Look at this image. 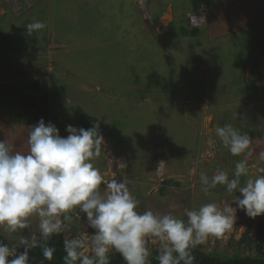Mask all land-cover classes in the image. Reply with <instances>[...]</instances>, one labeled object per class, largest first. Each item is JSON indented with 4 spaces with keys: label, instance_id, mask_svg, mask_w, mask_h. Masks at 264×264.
<instances>
[{
    "label": "rangeland",
    "instance_id": "rangeland-1",
    "mask_svg": "<svg viewBox=\"0 0 264 264\" xmlns=\"http://www.w3.org/2000/svg\"><path fill=\"white\" fill-rule=\"evenodd\" d=\"M9 1L0 0L7 10L5 16H0V109L3 111L0 116H14L19 121L22 119L24 97H34L36 94L31 84L43 77L45 72L47 78L57 72L52 62L62 63L59 68L64 71V87H72L74 81L84 78L89 80L88 89L91 86L96 88L95 85L101 83L103 74L115 82L122 79V75H125L126 79L127 75L129 88L119 82L116 89L129 96L120 97L122 100L126 98L128 106L119 105V108H115L116 111L111 113L106 100L98 99L96 103L94 97L95 108L85 112L96 116L98 123L91 121L92 117L84 114L82 118L87 116L90 119L87 122V117L84 118L83 125L75 115L68 113L75 117L70 125L77 129H86V123L89 128L97 126L104 138L107 137L112 145L128 155V170L125 173L129 175L128 178L136 180V176H140L146 180L153 167L154 172L157 170L156 177L159 180L158 169L161 163L164 165L161 173L164 176L161 180L170 178L178 181V185L168 184L178 188L175 192L173 188L170 189L171 195L165 204L158 205L160 203L152 198L144 205V211H172L186 220L183 216L185 208L191 210L209 202H216L221 207L232 203L234 208L237 207L234 200L235 196H241L239 192L229 195L225 186H217L206 194L198 181L201 174L198 169H203L201 172L209 177L218 169H223L232 178L236 162L243 158L230 153L229 159H226L229 150L223 146L215 132L217 127L226 124H231L242 134H250L253 155L248 159L249 177L264 175V138L260 135L264 132V93L244 97L239 93L242 89L238 88L242 83L246 85L254 81L259 89H264L263 10L262 14H259L264 0H183V3L182 0H110L107 2L109 9L100 6L101 0H87L88 2L81 4L84 6L81 13L84 19L94 22V25H91L94 26L93 31L89 26L88 40L80 27L86 23L79 14H71V18L70 15H65V12L62 14L57 7L49 13L45 8L47 4L50 6L48 0H31V4L19 0L21 8L16 11L17 9H13L16 5L14 0ZM133 2L135 9L131 10L134 12L132 16L130 4L133 6ZM142 2L145 3L144 6L140 5ZM70 4L71 2L67 5ZM116 7L117 11H114ZM202 10L208 20L204 26L207 28L202 31L200 37L180 38L181 26L188 25V14L200 13ZM144 11L150 14L152 20L155 19L154 24L153 21H146L149 16H144ZM129 12L131 16L126 15ZM17 13L20 14L16 15ZM129 19L133 20V25L128 23ZM34 20L45 23L47 27L29 35L26 26ZM53 33L56 36H51ZM90 33L94 34V37ZM92 39L98 42L94 51L89 44ZM101 39L106 40L108 46L105 44L103 48ZM64 40L68 47L63 50L57 46L64 45ZM24 46H30V49L24 51ZM63 58L68 61H63ZM121 67L123 73L119 70ZM58 73L60 75V72ZM256 76L259 77V82L255 81ZM57 84L55 80L54 85ZM258 84H261V87ZM76 90L77 88H72V91ZM47 92L49 97L51 89H47ZM61 93V90L54 88L53 94L50 95L53 100L59 102ZM115 96L117 97V94L114 93V98ZM69 98L72 105L64 102L60 103L61 106L79 110L90 107L93 102L91 95L78 98L73 95L71 97L70 94ZM37 102L40 106L36 112L38 120L32 123L33 126L41 119L44 120L48 106L47 103L43 105L44 99H37ZM141 106L155 108L142 109ZM192 120L194 124L186 123ZM3 122L4 118L0 117V125ZM171 125L176 129L169 132ZM12 126L14 127L9 129L10 131L0 126V131H4L3 140L8 139L10 143L14 140L19 124ZM164 126L168 133L162 138ZM114 131L119 136L114 135ZM64 132L68 135L66 129ZM256 134H259L258 139L254 138ZM196 135L203 141L202 147L200 140L199 146L196 145ZM177 137H180L178 142ZM163 150L170 152L169 157L162 153ZM194 150L198 155L194 168L191 169L189 165ZM249 177H242L241 185L246 183ZM156 183L152 188L159 191L160 187ZM192 183L199 184L195 191L202 192L195 193ZM183 189H192L194 193L188 197L179 192ZM168 196L166 195L165 199ZM82 215L85 217L83 220ZM67 216L70 219L65 221L68 226L64 231L65 239L83 234L91 235L85 214L70 212ZM262 226L264 215L251 218L244 210L237 208L236 222L225 236L209 237L195 249L211 251L218 247L222 256L232 255L239 248V242L245 233L247 237L258 236ZM13 242L14 240L10 247ZM253 242V245L249 246L251 251L258 247L257 242ZM157 247L158 242L150 240L149 248L152 254L157 251Z\"/></svg>",
    "mask_w": 264,
    "mask_h": 264
},
{
    "label": "clouds",
    "instance_id": "clouds-1",
    "mask_svg": "<svg viewBox=\"0 0 264 264\" xmlns=\"http://www.w3.org/2000/svg\"><path fill=\"white\" fill-rule=\"evenodd\" d=\"M14 2L17 4L18 0ZM259 10L261 15L264 4ZM144 13L149 16L146 21L154 24L155 19L147 11ZM207 20L204 10L194 12L188 14L186 27L189 31L199 30L195 37L199 38L207 28ZM46 27L38 20L26 26L29 35ZM198 43L201 45L199 39ZM66 131L68 135L62 137L54 124L41 119L30 128L27 153L15 150L8 139L0 140V234H20L15 246L0 241V264H29V250L37 247L44 259L51 261L56 250L48 241L67 229L69 212L85 214L94 231L90 236L83 234L63 241V264H110L113 251L119 253L125 264H150V240L158 242L159 264H196L193 249L209 237L225 236L236 222L237 208L251 218L264 215V175L249 177L252 140L231 124L217 127L216 135L233 156L243 158L236 162L232 178L227 171L218 169L211 177L201 173L200 182L206 194L217 186H225L229 195L239 192L241 196L234 200L237 207L232 203L221 207L209 202L199 208H185L186 220L172 211L140 213L139 201L128 180H106L94 163L101 157L105 144L97 126L77 129L68 125ZM162 153L170 155L168 151ZM242 177H249L243 185ZM166 181L156 177L159 191L166 187ZM33 218L37 220L35 228ZM25 230L29 232L27 237L22 235ZM19 246L24 251L17 254Z\"/></svg>",
    "mask_w": 264,
    "mask_h": 264
},
{
    "label": "crops",
    "instance_id": "crops-1",
    "mask_svg": "<svg viewBox=\"0 0 264 264\" xmlns=\"http://www.w3.org/2000/svg\"><path fill=\"white\" fill-rule=\"evenodd\" d=\"M8 1L9 0H7V2ZM48 1L50 2V6L47 4L45 8H47V11L49 13L52 12V11H55V7H57L62 14L65 12V15L68 14V15H70L71 18H72L71 14H79V15H81L82 16V21H85L86 25H81L80 27L82 29V32L85 33L84 36H86V39L87 40L89 39V36H88L89 35V30L88 29H89V26L91 27V29L94 28V26H91V25H94V22H91L89 20L84 19L83 15L81 13V8L84 7L81 4H82V2L86 3L87 0H74V1H69V0H48ZM101 1H102V5H100V6L109 9V4H107V2L110 1V0H101ZM125 1H127V0H125ZM25 2L31 4V0H24V3ZM69 2H71L70 6L67 5ZM92 2H93V0H92ZM15 6L14 7L12 6L13 9L14 10L17 9L19 11L20 8H21L20 5H19V0H18V3ZM0 8H1L0 16L1 15L5 16L7 14V10L4 9V5L2 3H0ZM134 9H135V3H134L133 6L130 4V12L132 13V16L134 15V12H132V11H134ZM114 11H117V7L115 8ZM130 12L126 13V15L127 16L130 15ZM18 14H20V13H17L16 15H18ZM65 15H63V16H65ZM3 16H1V17H3ZM128 23L130 25H133V20L129 19ZM244 24L242 26H244ZM132 30H133V27H132ZM54 35L55 34L53 33L51 36H54ZM90 42L91 43H89V42H87V43L92 45V51H94L96 49V47H97V43L98 42L95 41L94 39H92ZM100 42H101V45H102L103 48H104L105 44H106V46H108L106 40L101 39ZM66 46L68 47V45H67V43L65 41L64 45H59L57 47H59L60 49L64 50L65 48H67ZM35 48L36 49H42L43 47H33V49H35ZM22 49H24V51L29 50L30 46L29 47L28 46H24ZM57 60H59V59H57ZM17 61H19V59ZM63 61L66 62V61H68V59L67 58H63ZM60 62L61 61L52 62V63H54V67L57 69V72H55V73L53 72L51 74L52 78L51 77L47 78L48 77L47 76V72H45L46 74H44L43 77H41L39 80H37V82L34 80L35 82H33L31 84V88H32L33 91L36 90L35 91L36 94L34 95V97L29 96V95L24 97V100H23V103H22L23 104L22 114L25 117L22 116V119L19 121V119H15L14 116H7V117L0 116V117L4 118V122L1 123L0 126H1L2 129L6 130V131H10L9 129L14 127V126H12V124H16V123L19 124V126L15 130L14 140L11 141L12 144L14 145V149L17 150V151H21L23 153H27V151H28V144H27L28 133L30 131V128L33 127L32 123L38 120V119H36V112H37V110H39L38 107H40V106H39L38 102L36 101V105H37L36 107H32V108L31 107H27L25 105V101L27 99H29V98H31L33 100H37V99H42L43 100L44 99L43 105H45L46 103L48 104L47 108L45 109L44 122L46 124L49 123V122L54 124L57 127V129L59 130V133H60V135L62 137H66L67 136V134H65L64 131L67 128V126L70 125V122H72L74 120L75 117H76L77 120H80V122H82V125L85 122L83 119L86 118L87 116L92 117L93 119L92 118L91 119L98 123V119H97L96 116L93 117L91 115H88V113H90V112H85L87 109L91 108L93 110L95 108L94 97L96 98V103L98 102V99L106 100L107 101L106 103L108 104L107 107L109 108V112H111V113L113 111H116L115 108H119V105H121V106H128L129 105L125 101L126 98L123 99V100L120 99V97L121 98L125 97L126 93H124V91H122V90H117L116 89V86L118 87L117 84L119 82H121L120 84L122 86L125 85L127 88H129V84L127 83L129 79H127L128 78L127 75H126V79H124L125 75L124 76L122 75L121 76L122 79H120L119 81L115 82L112 79L107 78L106 75L103 74V79H102L101 83L98 84V85H95L96 88L91 86V88L92 89L94 88V90H90L91 88L90 89L87 88V82L89 80L87 81L84 78H79V81H74L75 83L72 84L73 85L72 87H69V86H67V87L65 86L64 87V85H63V80H65L64 79V75L62 77V72L64 74V71L59 68L60 65H62V63H60ZM19 64L20 63H18V65ZM119 70H121V73L124 72L123 71V67H121ZM58 72H60V75H59ZM121 73H120V75H121ZM55 80H57V82H58L57 85H54ZM25 84H27V83H25ZM141 86H143V85H141ZM54 88H58L59 90L62 91L61 95L58 98L59 102H56L55 100H53L51 95H50V94H53V89ZM72 88H77V90L76 91H72ZM79 88H81V89L79 90ZM83 88H87V90L83 89ZM21 89H23V86H22ZM21 89H19L18 91L21 92L20 91ZM47 89H51V93L49 94V97H48ZM114 93H115V95L117 94V97L115 96V98H114ZM70 94H71V97L73 95V96L78 97V98L83 96V95H91V96H93V102L90 103V105H91L90 107H87V108H84V109H80L79 108V110H77L75 107H68L67 106V108H66L65 105L61 106L60 103H64V102H68L69 106L72 105V103L70 101L71 99L69 98ZM111 97H113L112 100H111ZM126 97H129V96L127 95ZM80 100L81 99H79V101ZM120 100H121V102H119ZM132 106H134V105H132ZM166 106H168V105L166 104ZM166 106H164V108ZM141 107H142V109H144V108L154 109L155 108V106H150V107L141 106ZM68 108H69V110H68ZM172 109L176 110L175 107H173ZM47 112H48V114H47ZM68 112H71L73 115H75V117H71L72 115H70ZM118 112H119V110H118ZM126 112L127 111H125L124 113L126 114ZM2 113H3V111L0 109V115ZM174 113H178V112L174 111ZM78 114H80V116H76ZM84 114L87 115V116L82 118V116H84ZM60 123H62V124H60ZM186 123L194 124V120L188 121ZM169 127H170L169 128V132H172V131H174L176 129L172 125L169 126ZM3 132H4L3 130L0 131V140H3V137H4ZM112 133L113 134L116 133L114 135H118L117 132H115V131L112 132ZM165 133H168V131H167V129H165V126H164L162 128V138H164ZM7 135L8 134L6 133V136ZM120 137H122V136H120ZM123 138H125V137H123ZM179 138L180 137H177V139H178L177 142L179 141ZM198 138H199V135H196V145L199 146L198 141L200 139H198ZM104 141H105V144L103 145L102 155H101V157L97 158L94 161V163L96 164V166L98 168H100L101 172L105 174L106 180L107 179H111V178H116L118 181H122L123 179L128 180L130 188L133 190V195L138 199L139 204H142V206L141 207L139 206V209H137V211L140 212V213L144 212V205L146 203L150 202V200L152 198H153L154 201L160 203L158 205H161L162 203L165 204V201H167V199L171 195V190L170 189L173 188V190L175 192L176 188H178V186H176V187L173 186L172 187V186H169L168 184H166V187L163 190H160V191L154 190L152 187L155 184L156 172H154V168L153 167L150 169L148 177L146 178V180H144V178H141L140 176H136V180L133 179V178H128L129 175L125 174L127 172V170H128V155L126 153H124V152H121L114 145H112L110 140L107 137L104 138ZM181 143H182V141L180 142L179 145H181ZM165 145H167V142H165ZM200 145L202 147V145H203V141L202 140H200ZM197 155H198V152L195 151V150L191 153L192 162L189 165L191 167V169L194 168V161H195V159H197ZM172 160H173V157H172ZM180 167L181 166H178V168H180ZM198 168L199 167H197V169ZM197 171L202 173L199 169ZM198 179L197 180L200 181V177ZM171 183H173V184L177 183V185H178V181L174 180V179H172ZM199 183L201 184V182H199ZM191 186L193 187V190L195 191V188L198 187L199 184L195 183V185H194V183H192ZM104 188H105V185H102L101 186V191H103ZM179 190H182V189H179ZM184 190H186V189H183V191H179V192L185 193L188 197L192 193H194L192 189H187L188 191H184ZM199 192H202V191L200 190ZM199 192H198V190L195 191V193H199ZM166 195H169V196L165 199ZM81 218H82L81 220L85 219V217L83 215H82ZM36 224H37V220L35 218H33V220H32L33 228L36 227ZM22 235L27 237L29 235L28 230H25L22 233ZM19 236H20L19 233L12 234L11 236H5L3 234H0V237H2L4 239V241H6V243L9 246L11 245L12 240H14L12 245L15 246L18 243ZM15 237H16V239H14ZM22 248H24V247L23 246H19L17 249H22Z\"/></svg>",
    "mask_w": 264,
    "mask_h": 264
},
{
    "label": "trees",
    "instance_id": "trees-1",
    "mask_svg": "<svg viewBox=\"0 0 264 264\" xmlns=\"http://www.w3.org/2000/svg\"><path fill=\"white\" fill-rule=\"evenodd\" d=\"M184 2H186V0H184ZM180 29L181 30L179 31V35L183 37H188V36L197 37L200 34L199 30L196 29L189 31L186 26H181ZM90 35L94 37V34L90 33ZM257 79L258 76L255 77V81ZM238 88L242 89L239 91V93L244 97L254 96L260 94L261 92L264 93V89H259L254 81H251L250 84H246V85H243L242 83V85L238 86ZM25 105L31 108L36 107L37 106L36 100L29 98L25 101ZM86 121L89 122V118H87ZM91 121L93 120L91 119ZM243 122L246 123L247 125L246 121ZM85 127L86 129H88L89 125H87L86 123ZM262 133H260V135H262L261 138H264V132ZM258 137L259 134L254 135V138L258 139ZM229 154L230 152L227 154L228 157L226 159H229ZM171 182L172 179H168L165 184H170ZM259 229L260 230L258 236L255 237L252 236L247 237L248 235L247 233H245L243 239H241L239 242L240 245L239 248L232 255L225 254L224 256H222V253L220 252L218 247L211 251H204L202 248L193 249V255L196 257V264H264V226H262V228L260 227ZM93 231L94 230L90 228L91 234ZM64 235H65L64 232H62L59 235H54L49 239L48 244L54 247L56 250L54 257L51 261L44 259L41 248L37 247L29 250V264H63V257L66 254L63 245V241L65 240ZM253 240L255 241V244L257 242L258 247L256 250L251 251L249 246L253 245L254 243ZM0 241L6 243V241H4L2 237H0ZM23 251L24 248L17 249V254H20ZM157 255H158L157 251H155L151 255L150 264H159ZM110 264H125V261L122 259L119 253L112 252L110 254Z\"/></svg>",
    "mask_w": 264,
    "mask_h": 264
},
{
    "label": "built area",
    "instance_id": "built-area-1",
    "mask_svg": "<svg viewBox=\"0 0 264 264\" xmlns=\"http://www.w3.org/2000/svg\"><path fill=\"white\" fill-rule=\"evenodd\" d=\"M192 21H195V18H192ZM163 166L164 165L160 164L159 169H158V175L160 177V180L163 179V176H164L163 174H161V173H163V170H162ZM161 181L163 182V180H161Z\"/></svg>",
    "mask_w": 264,
    "mask_h": 264
},
{
    "label": "flooded vegetation",
    "instance_id": "flooded-vegetation-1",
    "mask_svg": "<svg viewBox=\"0 0 264 264\" xmlns=\"http://www.w3.org/2000/svg\"><path fill=\"white\" fill-rule=\"evenodd\" d=\"M259 87H261V84H258Z\"/></svg>",
    "mask_w": 264,
    "mask_h": 264
}]
</instances>
